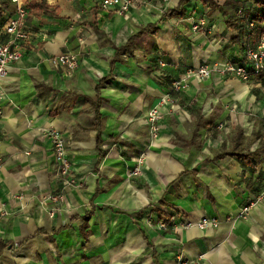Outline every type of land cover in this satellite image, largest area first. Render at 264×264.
<instances>
[{
  "label": "crops",
  "instance_id": "0c3cea01",
  "mask_svg": "<svg viewBox=\"0 0 264 264\" xmlns=\"http://www.w3.org/2000/svg\"><path fill=\"white\" fill-rule=\"evenodd\" d=\"M31 1L48 12L29 16ZM131 1L118 12L102 10L101 0H22L29 34L3 79L1 101L0 264H177L179 256L264 264V196L257 198L264 185V70L248 81L217 72L190 79L162 106L155 138L146 118L186 68L241 62L235 5L189 0L182 14L165 16L179 0ZM0 12L5 42L14 4L0 0ZM155 24V33H137ZM65 52L77 56L72 70L52 62ZM159 59L164 83L150 69ZM102 78L108 80L97 91ZM50 129L65 138L79 183L58 203L43 201L61 188ZM222 150L229 153L217 157ZM140 156V174L131 173ZM159 216L216 217L219 225L160 231L146 224Z\"/></svg>",
  "mask_w": 264,
  "mask_h": 264
},
{
  "label": "built area",
  "instance_id": "2783aa9c",
  "mask_svg": "<svg viewBox=\"0 0 264 264\" xmlns=\"http://www.w3.org/2000/svg\"><path fill=\"white\" fill-rule=\"evenodd\" d=\"M164 4H167L170 0H162ZM10 3L14 4V16L9 17L4 24V32L7 35L5 42H0V115L2 111L1 101L4 95L3 79L7 75L8 68L10 65L18 60L22 55L21 45L24 40L28 37V30L26 29L25 18L27 15V9L23 4L22 0H9ZM132 1L131 0H101V9L107 10L114 8L118 12H126ZM237 13L240 15L242 12L241 7L237 8ZM204 22L197 21L193 22L192 29L197 31ZM248 27L254 28L255 23L250 21ZM52 62L56 66H63L67 70L74 69L78 64L77 56L71 52L62 53L52 59ZM166 63L159 59L155 64L151 65V72L155 76L158 82H167L168 74L164 67ZM264 70V34L260 35L256 42L248 44L241 57V62L224 61L221 64L217 63H202L197 67L186 68L181 74L173 78L169 85L168 91L165 92L158 103L154 105L147 113V122L149 125V133L152 138L158 135L161 126L162 112L161 108L164 104L172 101L171 93L179 92L188 87L189 80L194 78L197 80H205L210 78L215 72L220 75H229L233 78L248 81L255 74H259ZM262 127L264 128V119L262 121ZM50 140V149L54 160L57 164L55 170V177L60 181L61 188L58 191L49 193L43 198L52 200L55 203L61 202L64 198V190L67 187L77 186L76 177L71 169V161L66 153L65 138L63 135L55 129H50L46 132ZM142 156L138 158L137 165L133 168L131 173L140 174V163ZM1 166V161H0ZM264 196V185L262 191L258 194L257 198ZM21 198V196H19ZM251 206V202L240 210V215L244 216L245 212ZM52 215L53 212L51 211ZM147 225H153L157 230L164 231L168 228L181 226L188 228L195 226L199 229L206 227H217L219 220L216 217L203 216L195 222L172 220L167 218L166 220H152L146 219ZM177 264H199L195 260L185 259L181 256L177 258Z\"/></svg>",
  "mask_w": 264,
  "mask_h": 264
},
{
  "label": "trees",
  "instance_id": "16d2710c",
  "mask_svg": "<svg viewBox=\"0 0 264 264\" xmlns=\"http://www.w3.org/2000/svg\"><path fill=\"white\" fill-rule=\"evenodd\" d=\"M189 0H179L178 5L173 8H168L165 12V16H175L182 14L184 12V5L188 2ZM202 1V0H201ZM212 2V0H209ZM226 4H232L235 5V13L237 15L236 23H237V29L239 32V39L241 41L243 50L244 48L251 43H254L257 41L260 35L264 34V0H252L253 7L246 8L243 5V2L239 0H225ZM241 7L242 12L239 15L237 13V8ZM42 12H48V7L46 5H38L36 2L31 1L29 2V16L31 15H39ZM1 14V12H0ZM250 21H253L255 23L254 28L248 27V23ZM231 26L232 23L228 22ZM158 27L157 25H148L143 28H141L137 33H142V32H150V33H155L157 31ZM238 36V34H237ZM236 36V37H237ZM118 50V49H117ZM261 73V72H260ZM259 74H255L253 76H261ZM108 78H102L99 83L96 85V90L98 91L99 87L101 86L102 83L107 81ZM95 106V127L97 129V146H99L100 143V137H99V132L101 129V116L98 112V100L94 102ZM229 153L228 151H221L220 153L217 154L218 156H222L224 154ZM238 158H244L247 159L249 157V153L247 154H236ZM133 217H139L141 216V212H137L135 214H132ZM168 217L166 216H159L157 220H166Z\"/></svg>",
  "mask_w": 264,
  "mask_h": 264
},
{
  "label": "rangeland",
  "instance_id": "374dc122",
  "mask_svg": "<svg viewBox=\"0 0 264 264\" xmlns=\"http://www.w3.org/2000/svg\"><path fill=\"white\" fill-rule=\"evenodd\" d=\"M231 77V76H230ZM264 119V118H263ZM263 119H261V125H262V121H263ZM153 220V219H152Z\"/></svg>",
  "mask_w": 264,
  "mask_h": 264
}]
</instances>
